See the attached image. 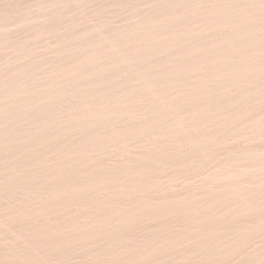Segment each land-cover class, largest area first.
Segmentation results:
<instances>
[{"label": "rangeland", "instance_id": "obj_1", "mask_svg": "<svg viewBox=\"0 0 264 264\" xmlns=\"http://www.w3.org/2000/svg\"><path fill=\"white\" fill-rule=\"evenodd\" d=\"M0 264H264V0H0Z\"/></svg>", "mask_w": 264, "mask_h": 264}]
</instances>
